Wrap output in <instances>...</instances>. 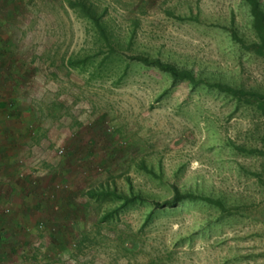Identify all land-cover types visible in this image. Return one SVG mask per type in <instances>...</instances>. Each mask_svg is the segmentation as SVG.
Here are the masks:
<instances>
[{
    "label": "rangeland",
    "instance_id": "374dc122",
    "mask_svg": "<svg viewBox=\"0 0 264 264\" xmlns=\"http://www.w3.org/2000/svg\"><path fill=\"white\" fill-rule=\"evenodd\" d=\"M8 157L0 225L20 228L0 226V264H264L250 5L0 0V176Z\"/></svg>",
    "mask_w": 264,
    "mask_h": 264
},
{
    "label": "trees",
    "instance_id": "16d2710c",
    "mask_svg": "<svg viewBox=\"0 0 264 264\" xmlns=\"http://www.w3.org/2000/svg\"><path fill=\"white\" fill-rule=\"evenodd\" d=\"M246 1L251 7V14L253 15V24H254L255 30L261 35L262 39H264V10L261 8L258 0H246ZM80 8L85 13L86 16L97 21L96 16L91 12L90 8L88 7V5L85 4V2H80ZM99 27L101 28L100 25H99ZM235 37L238 38V36L236 34H235ZM243 44L245 47L248 46L245 43H243ZM136 59H138L139 61H141L145 64H150L152 66H156V67L160 68L162 71L169 73L171 78L173 79L174 83L177 82L178 80H185V79H188L190 81H194L191 72H189L188 70L179 69L173 64L163 63L160 60L148 61V59L146 57H139ZM218 87L222 90H225L229 93H232L235 96H238V97L241 96V94H240L241 91L239 89H235L233 87H230L229 85L219 84ZM242 92H245V91H242ZM96 194L97 193L94 192V193H92V196L93 195L95 196ZM183 198L184 197H182L180 195H176L175 199L172 200L171 203L174 204L175 202H179ZM132 200H133L132 198H127V197L123 198V203H122L123 206H125L126 204H128ZM108 215H113V214L108 213L105 216L107 217ZM149 216H151V214Z\"/></svg>",
    "mask_w": 264,
    "mask_h": 264
},
{
    "label": "crops",
    "instance_id": "0c3cea01",
    "mask_svg": "<svg viewBox=\"0 0 264 264\" xmlns=\"http://www.w3.org/2000/svg\"><path fill=\"white\" fill-rule=\"evenodd\" d=\"M6 142H8L7 141V139H6ZM7 144V143H6ZM4 149V148H3ZM9 156V155H8ZM9 158V159H8ZM8 158H3L2 160H6L7 161V163L5 162V165H4V163H3V168H2V171H3V173L1 172V176L0 177H4L3 176V174H6V171L7 172H9V166H11V165H13V164H11V157H8ZM8 167V168H7ZM6 184V183H5ZM6 222H7V224H6ZM6 222H4V223H2L0 226H2V227H5L6 225H11L12 227H7V229L9 230V232L10 233H12V234H16V233H18V229L20 228V225H18V226H16V225H14V223L12 224V222H10V223H8V221H6ZM6 229V228H5ZM4 231V230H3ZM10 237V236H9ZM11 238V237H10Z\"/></svg>",
    "mask_w": 264,
    "mask_h": 264
}]
</instances>
